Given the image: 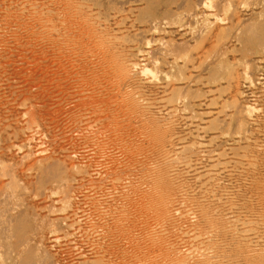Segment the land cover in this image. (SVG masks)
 <instances>
[{
    "label": "rangeland",
    "instance_id": "obj_1",
    "mask_svg": "<svg viewBox=\"0 0 264 264\" xmlns=\"http://www.w3.org/2000/svg\"><path fill=\"white\" fill-rule=\"evenodd\" d=\"M0 264H264V0H0Z\"/></svg>",
    "mask_w": 264,
    "mask_h": 264
}]
</instances>
